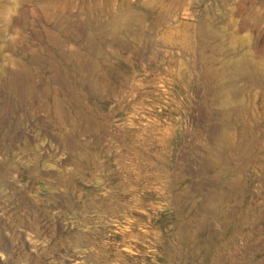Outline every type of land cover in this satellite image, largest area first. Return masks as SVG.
<instances>
[{
  "label": "rangeland",
  "instance_id": "1",
  "mask_svg": "<svg viewBox=\"0 0 264 264\" xmlns=\"http://www.w3.org/2000/svg\"><path fill=\"white\" fill-rule=\"evenodd\" d=\"M0 264H264V0H0Z\"/></svg>",
  "mask_w": 264,
  "mask_h": 264
}]
</instances>
